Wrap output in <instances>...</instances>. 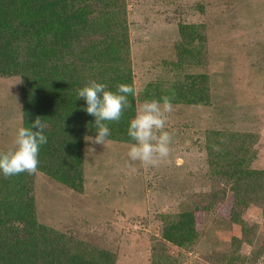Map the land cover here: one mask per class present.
<instances>
[{
  "label": "rangeland",
  "instance_id": "obj_1",
  "mask_svg": "<svg viewBox=\"0 0 264 264\" xmlns=\"http://www.w3.org/2000/svg\"><path fill=\"white\" fill-rule=\"evenodd\" d=\"M124 2L136 111L185 75L202 81L206 102L171 101L164 129L173 133L170 152L153 166L129 160L132 142L98 145L85 131L79 190L33 173L37 220L70 237L67 248L81 245L90 257L105 249L113 264H154L161 250L171 264H264V0ZM179 23L198 24L191 45L199 55L175 75L168 65L182 42ZM20 124V78L0 76V150L12 146ZM230 133L252 153L239 184L223 173L221 155L238 138ZM250 175L261 186L244 190ZM237 188L239 220L230 214ZM184 211L194 212L196 235L177 246L162 232Z\"/></svg>",
  "mask_w": 264,
  "mask_h": 264
},
{
  "label": "trees",
  "instance_id": "obj_2",
  "mask_svg": "<svg viewBox=\"0 0 264 264\" xmlns=\"http://www.w3.org/2000/svg\"><path fill=\"white\" fill-rule=\"evenodd\" d=\"M128 29L124 0H0V76L20 78L21 123L27 127L40 117L47 125V142L40 146L36 171L72 189L82 187L84 133H95L94 118L83 110L85 101L76 97V90L89 80L105 83L112 91L122 83L135 88ZM197 29V23H179L182 42L168 65L175 75L197 60L199 50L191 45L200 38ZM201 83L196 75L180 76L169 92L155 99L168 96L172 102L205 103ZM128 100L130 107L119 122H108L110 139L133 142L127 127L136 113V94H129ZM230 137L238 138L221 155L227 168L223 173L239 184L237 173L252 153L241 136L230 133ZM32 175H0V264H113L105 249L90 257L81 245L67 248L70 237L37 220ZM244 178V190L261 186L253 175ZM238 191L230 210L236 220L235 208L242 202ZM195 235L193 211L167 220L162 232L177 246H186ZM171 263L164 250L154 256V264Z\"/></svg>",
  "mask_w": 264,
  "mask_h": 264
},
{
  "label": "clouds",
  "instance_id": "obj_3",
  "mask_svg": "<svg viewBox=\"0 0 264 264\" xmlns=\"http://www.w3.org/2000/svg\"><path fill=\"white\" fill-rule=\"evenodd\" d=\"M129 94L134 96L136 93L128 84H118L112 91L96 80H89L76 90V97L85 101L83 110L94 118L95 135L88 136L90 141L98 145L106 142L110 136L108 122H119L123 112L130 107ZM172 110L168 96L159 100L146 99L140 104L127 127V135L133 141L127 152L130 161H139L147 167L168 157L173 133L164 129L166 113ZM46 127V123L37 117L27 127L21 123L15 128L12 146L0 150V175L10 177L37 170L40 146L47 142Z\"/></svg>",
  "mask_w": 264,
  "mask_h": 264
}]
</instances>
